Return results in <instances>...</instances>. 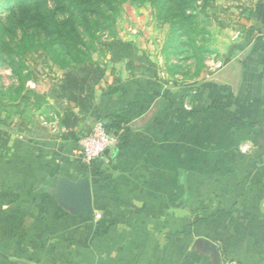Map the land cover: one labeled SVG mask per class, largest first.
<instances>
[{
    "label": "crops",
    "instance_id": "crops-1",
    "mask_svg": "<svg viewBox=\"0 0 264 264\" xmlns=\"http://www.w3.org/2000/svg\"><path fill=\"white\" fill-rule=\"evenodd\" d=\"M229 2L233 21L214 34L223 65L183 89L161 70L109 73L89 112L61 99L47 115L1 111L0 264H264V0L217 6ZM138 92L130 145L83 166L82 138ZM87 179L92 211L57 197Z\"/></svg>",
    "mask_w": 264,
    "mask_h": 264
},
{
    "label": "rangeland",
    "instance_id": "rangeland-1",
    "mask_svg": "<svg viewBox=\"0 0 264 264\" xmlns=\"http://www.w3.org/2000/svg\"><path fill=\"white\" fill-rule=\"evenodd\" d=\"M172 2L174 10L181 6L187 11V15L192 12L189 6L193 0H165L163 4H166L167 12L161 15L152 7L151 0H119L117 5L119 14L115 18V23L111 29L105 30L90 28L91 16L87 18L86 15L77 16V12L68 7L65 0H29L25 8L14 7L12 11L2 13L0 102L7 105L10 110L5 112L21 118L38 116L39 111L41 115L42 110L47 115L50 113L49 107H57L59 87L65 73L74 66L76 60L71 51L67 52L65 57V52L70 49L60 47L64 43V46L68 45L69 48L67 43L69 39H73V43L81 42L79 46L82 48L85 44L84 48L87 49L89 56L106 69V76L109 73H113V76L118 72L122 74L121 79L114 76L115 82L127 81L125 76L130 80L140 77L131 71L124 72L128 64L123 52V45L126 43H131L144 56L156 63L161 70L164 83L176 84L177 90L183 89L189 82L199 81L201 75L196 74L200 64L189 59L191 50L177 56L174 53L175 44L170 45L173 37L170 20L175 18L168 16L169 10L173 11ZM201 2L197 0V6ZM232 3L217 6L216 0L214 7L208 9L206 15L198 17V21L193 22L196 25L194 32L198 35H193L192 38L196 39L197 44H203L209 50L216 51V54L205 57V69L211 72L219 70L217 68L219 63L223 65L219 60L218 51L213 49L217 42V38L214 40V34L216 36L219 28L223 27L221 24L233 21L235 13L231 10L234 7ZM21 20H24L22 24L30 33L26 40L21 39L19 29ZM187 30H190L189 27ZM78 36L80 41L77 40ZM61 48L63 49L61 51H64L63 55L60 52ZM117 51L123 53L115 59ZM181 97L185 99L183 105L186 103L189 105V91L183 93Z\"/></svg>",
    "mask_w": 264,
    "mask_h": 264
},
{
    "label": "trees",
    "instance_id": "trees-1",
    "mask_svg": "<svg viewBox=\"0 0 264 264\" xmlns=\"http://www.w3.org/2000/svg\"><path fill=\"white\" fill-rule=\"evenodd\" d=\"M29 0H0V15L2 13H7L12 11L15 8L21 9L26 7V3ZM67 6L70 7L73 11L77 12V16H85L86 18L91 16V25L90 28L94 29H111V26L115 23V18L119 14V9L117 7L119 0H65ZM165 0H151V5L155 10H158L159 14H164L167 12L166 4H163ZM201 4L197 6V0H193L192 6L190 2L188 3L191 11L187 15V11L179 6L174 8V2H172L173 11L169 10L168 16L174 17L170 20L171 25L173 26V37L170 42L175 44L174 53L177 56H182L189 49L191 50V56L189 59L195 60L196 63H199V71L196 76H200L205 70V57L208 55L216 54V51L209 50L203 44H197L196 39H193L192 36H197L198 34L194 32L195 24L194 21H198V17L204 16L207 14V10L213 8L216 0H201ZM190 11V10H189ZM174 13V14H173ZM179 17V18H176ZM24 20H21L20 24V34L21 39L26 40L29 37V31L24 26ZM189 23V24H188ZM189 27V31L187 30ZM75 33V32H74ZM77 33V32H76ZM75 33V34H76ZM91 34V33H90ZM78 35V34H77ZM92 36L95 37V34L92 33ZM80 41L79 36L77 37ZM73 39L67 40L68 45L60 46L70 49L65 52H62L66 57L67 52H72V56L75 57L74 66L68 70L64 79L59 87L57 98L61 100H66L69 103H73L77 108L85 112H89L93 109V102L95 99V90L96 88L104 81L106 76V69L95 62L88 54L87 49L84 48L85 44L79 46V43H73ZM189 41V42H188ZM124 57L128 60L127 69L140 77L155 80L159 78V68L156 63H153L146 56H144L141 51L133 46L131 43H126L123 45ZM123 52L117 51L118 55L115 56V59H118V56H121ZM146 101V96L141 92H138L135 96L134 102L128 105L123 109L115 120L109 124L110 131L118 140V148L124 149L130 145L131 136L135 130L132 126L131 119L134 112L141 110L143 104ZM166 107V102L163 99H160L154 106L155 112H153L152 120L157 117L161 111ZM9 112L7 105H3L0 102V113L1 111ZM11 113V112H10ZM10 115V114H8ZM72 115H67L63 124L66 127H69V121ZM78 120L72 124L76 126ZM85 164H83L84 166ZM86 166V165H85ZM88 166V165H87Z\"/></svg>",
    "mask_w": 264,
    "mask_h": 264
},
{
    "label": "built area",
    "instance_id": "built-area-1",
    "mask_svg": "<svg viewBox=\"0 0 264 264\" xmlns=\"http://www.w3.org/2000/svg\"><path fill=\"white\" fill-rule=\"evenodd\" d=\"M221 65H217L220 68ZM117 145V138L110 131L106 121L99 122L94 130L82 138L75 156L85 165H92L98 160L103 159L111 148ZM226 264H236L227 262Z\"/></svg>",
    "mask_w": 264,
    "mask_h": 264
},
{
    "label": "water",
    "instance_id": "water-1",
    "mask_svg": "<svg viewBox=\"0 0 264 264\" xmlns=\"http://www.w3.org/2000/svg\"><path fill=\"white\" fill-rule=\"evenodd\" d=\"M56 195L65 205H69L75 211H92L93 209V193L88 179L79 184L64 182L59 186Z\"/></svg>",
    "mask_w": 264,
    "mask_h": 264
}]
</instances>
